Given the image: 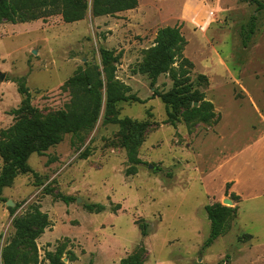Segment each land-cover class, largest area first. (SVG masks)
<instances>
[{
    "label": "rangeland",
    "instance_id": "374dc122",
    "mask_svg": "<svg viewBox=\"0 0 264 264\" xmlns=\"http://www.w3.org/2000/svg\"><path fill=\"white\" fill-rule=\"evenodd\" d=\"M92 1H83L85 17L75 23L61 15L0 23V130L16 120L11 112L22 106L21 85L44 120L77 99L81 91L74 95L68 83L78 71L98 69L105 82L94 126L65 135L45 155H32L33 173L3 190L0 256L16 238L13 220L38 207L49 226L35 247L28 242L16 248V264H50L58 248L65 264H122L141 248L144 264H264V0H138L136 9L115 16H95ZM253 18L256 31L244 47L241 32ZM175 26L187 41L190 80L214 106L210 122L173 126L166 104L154 96L172 89L170 75L152 87L139 72L157 31ZM104 51H113V58L122 54L107 67L115 69L114 82L144 102L116 105L118 119L148 125L138 148L141 165L128 161L119 126L105 122ZM2 168L0 157V174ZM132 168L136 173L128 176ZM232 192L240 202L231 200ZM226 198L238 216L204 248L211 230L205 207L229 206ZM90 204L105 211L91 213ZM141 220L149 224L145 238Z\"/></svg>",
    "mask_w": 264,
    "mask_h": 264
},
{
    "label": "trees",
    "instance_id": "16d2710c",
    "mask_svg": "<svg viewBox=\"0 0 264 264\" xmlns=\"http://www.w3.org/2000/svg\"><path fill=\"white\" fill-rule=\"evenodd\" d=\"M84 0H0V23L8 21L12 24L30 23L39 19L47 20L48 17L61 15L65 23L82 21L88 8ZM138 0H93L92 12L95 16H115L118 13L136 9ZM181 26L164 27L157 31L154 46L150 49L147 60L140 67L139 72L148 75L151 86L155 87L158 79L163 74H169L173 82L172 89L164 94L155 92L154 96L161 98L167 106V114L172 119V125L180 120L185 122L200 121L210 122L215 118L214 106L200 91L196 90L190 80L193 64L184 57L187 41L182 34ZM256 31L255 18L248 27L241 32L242 44L247 47ZM104 73L106 76L107 91L105 103V122L118 125L123 136L127 150L128 161L133 165H141L143 161L138 158V148L144 142V133L148 125L133 121L130 118L118 119L116 105L122 101H133L136 98L129 94L127 86H119L114 82L115 69H109L107 65L111 60H118L121 53L113 58V51L103 52ZM101 72L96 69H84L68 83V87L74 95H77L69 108L61 111L57 116L49 119H41L36 115V109L31 103L29 90L21 85L19 93L24 96L22 106L13 110L16 116L14 124L8 129L0 130V157L3 160V168L0 174V200L5 188L11 187L15 179L21 174L33 173L28 161L34 154L45 155L46 152L60 144L64 136L69 133H77L83 129H91L98 121L102 105V88L105 84ZM204 78L203 76H201ZM205 79V78H204ZM82 93V94H81ZM141 103H144L140 100ZM197 102L198 106H194ZM183 111L178 114L179 110ZM160 170V169H159ZM134 168L127 171V175H133ZM232 187V182L226 185V193ZM66 203L73 201L70 197H61ZM234 202H240V196L230 193ZM87 210L91 213L105 211L102 204H90ZM118 205L116 210H120ZM211 224L210 236L204 244L208 248L214 242L231 229V223L238 216V207H228L220 203L205 207ZM13 227L16 229V238L0 256V264H16V248L25 243H32L41 237L49 226L48 215L41 212L40 208H34L28 215L15 218ZM142 236L149 235V224L145 220L140 221ZM246 237H251L247 235ZM1 239V236H0ZM146 250L141 248L139 252L122 264H144ZM64 249L58 248L55 254L50 255V264H65L63 262ZM223 264V263H221Z\"/></svg>",
    "mask_w": 264,
    "mask_h": 264
},
{
    "label": "water",
    "instance_id": "95a60500",
    "mask_svg": "<svg viewBox=\"0 0 264 264\" xmlns=\"http://www.w3.org/2000/svg\"><path fill=\"white\" fill-rule=\"evenodd\" d=\"M1 80L3 79V76H1V78H0ZM194 106H198V103L197 102H195L194 103ZM150 168H153V166H150ZM230 201V204H229V206L231 207V206H233V203H232V201L231 200H229ZM228 206V207H229Z\"/></svg>",
    "mask_w": 264,
    "mask_h": 264
},
{
    "label": "bare ground",
    "instance_id": "6f19581e",
    "mask_svg": "<svg viewBox=\"0 0 264 264\" xmlns=\"http://www.w3.org/2000/svg\"><path fill=\"white\" fill-rule=\"evenodd\" d=\"M224 204L229 205V204H230L229 199L226 198V199L224 200Z\"/></svg>",
    "mask_w": 264,
    "mask_h": 264
}]
</instances>
